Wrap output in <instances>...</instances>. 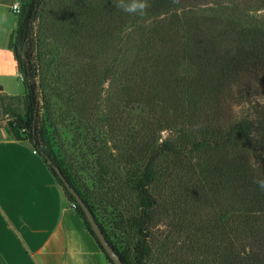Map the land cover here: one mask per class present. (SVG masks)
Wrapping results in <instances>:
<instances>
[{
    "label": "rangeland",
    "instance_id": "obj_1",
    "mask_svg": "<svg viewBox=\"0 0 264 264\" xmlns=\"http://www.w3.org/2000/svg\"><path fill=\"white\" fill-rule=\"evenodd\" d=\"M26 1L17 0L20 9ZM116 4L44 1L28 46L36 67L41 146L128 263L145 245L151 251L145 264H227V180L205 165L206 154L192 155L191 176L175 167L158 173L149 191L159 207L151 225L141 229L139 200L129 183L140 176L153 145L191 128L185 121L187 95L177 82L187 69L166 72L155 65L150 49L157 36L149 32L156 19L147 14L142 22L130 16L120 23ZM207 6L264 41V0H219ZM11 81L12 91L23 94L24 80ZM263 94L257 92L253 102L264 106ZM26 111L24 95L0 94L5 136L18 133L12 121L25 118ZM198 244L201 251L194 250Z\"/></svg>",
    "mask_w": 264,
    "mask_h": 264
},
{
    "label": "trees",
    "instance_id": "obj_2",
    "mask_svg": "<svg viewBox=\"0 0 264 264\" xmlns=\"http://www.w3.org/2000/svg\"><path fill=\"white\" fill-rule=\"evenodd\" d=\"M44 1L27 0L16 21L12 53L18 71L23 74L27 111L25 118L14 119L12 123L18 131L15 137L24 135L30 141L62 185L38 135L41 132L36 67L28 47L33 45V26ZM218 1L148 0L149 7L143 15L119 12L120 23L130 16L142 22V16L147 14L156 19L154 29L149 32L157 36L150 59L166 72L187 69L186 76L177 78V82L187 95L185 104L190 114L185 121L192 125L153 145L140 176L132 178L129 185L139 200L144 231L148 228H143L144 225H151L153 212L159 207L157 198L149 191L158 173L175 167L191 176L196 166L192 155H208L205 165L227 180L226 210L230 223L225 247L227 264H264V192L254 183L264 180V106L252 99L257 92L264 91V41L250 29L237 28L234 20L213 13L207 5ZM209 156H213V163ZM76 210L94 235L78 205ZM107 241L124 264H131L123 252ZM201 248L198 244L194 250ZM150 252L147 246H142L133 264H145Z\"/></svg>",
    "mask_w": 264,
    "mask_h": 264
},
{
    "label": "crops",
    "instance_id": "obj_3",
    "mask_svg": "<svg viewBox=\"0 0 264 264\" xmlns=\"http://www.w3.org/2000/svg\"><path fill=\"white\" fill-rule=\"evenodd\" d=\"M0 0V94L12 91L16 18ZM25 89V88H24ZM30 141L0 128V264H105L107 256Z\"/></svg>",
    "mask_w": 264,
    "mask_h": 264
},
{
    "label": "water",
    "instance_id": "obj_4",
    "mask_svg": "<svg viewBox=\"0 0 264 264\" xmlns=\"http://www.w3.org/2000/svg\"><path fill=\"white\" fill-rule=\"evenodd\" d=\"M52 168L54 169L55 173L59 177V179L62 181L63 185L66 187L68 192L72 195L73 199L76 201L78 206L80 207L81 211L83 212L87 222L89 223V226L91 230L93 231L95 237L99 241L100 245L102 246V249L104 252L108 255V258L114 263V264H124L119 256L116 254L110 243L107 241V239L104 237L102 231L100 230L94 216L84 203V201L77 195V193L74 191V189L67 183L65 178L63 177L60 170L54 165L51 164Z\"/></svg>",
    "mask_w": 264,
    "mask_h": 264
},
{
    "label": "clouds",
    "instance_id": "obj_5",
    "mask_svg": "<svg viewBox=\"0 0 264 264\" xmlns=\"http://www.w3.org/2000/svg\"><path fill=\"white\" fill-rule=\"evenodd\" d=\"M116 7L127 14L143 15L149 7L148 0H117ZM258 189L264 192V180H255Z\"/></svg>",
    "mask_w": 264,
    "mask_h": 264
},
{
    "label": "built area",
    "instance_id": "obj_6",
    "mask_svg": "<svg viewBox=\"0 0 264 264\" xmlns=\"http://www.w3.org/2000/svg\"><path fill=\"white\" fill-rule=\"evenodd\" d=\"M11 11L14 15H17L20 11V6L18 4V2H14L12 5H11ZM17 77L22 81L23 79V74L19 71L18 74H17ZM34 152H37L35 149L33 150ZM77 203L76 201H72L70 206L74 209H76L77 207ZM105 264H114L111 260H107Z\"/></svg>",
    "mask_w": 264,
    "mask_h": 264
}]
</instances>
